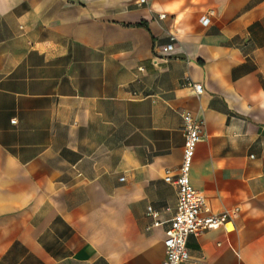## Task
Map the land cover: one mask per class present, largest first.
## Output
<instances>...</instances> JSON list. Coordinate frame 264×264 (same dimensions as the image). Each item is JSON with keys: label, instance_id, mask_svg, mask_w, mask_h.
Returning <instances> with one entry per match:
<instances>
[{"label": "crops", "instance_id": "0c3cea01", "mask_svg": "<svg viewBox=\"0 0 264 264\" xmlns=\"http://www.w3.org/2000/svg\"><path fill=\"white\" fill-rule=\"evenodd\" d=\"M184 111L238 210L181 264H264V0H0V264H160Z\"/></svg>", "mask_w": 264, "mask_h": 264}, {"label": "built area", "instance_id": "2783aa9c", "mask_svg": "<svg viewBox=\"0 0 264 264\" xmlns=\"http://www.w3.org/2000/svg\"><path fill=\"white\" fill-rule=\"evenodd\" d=\"M140 3L146 0H138ZM165 15L160 14L163 18ZM202 23L207 24L209 19L205 16L201 17ZM174 36L170 37V42L165 45V49L170 51L173 49ZM195 94L202 92L200 83L188 81ZM183 121V151L180 165L173 174L171 170L165 171L164 179L171 182L177 187V202L173 216L169 221V226L165 231L164 245L165 258L160 264H181L182 261L188 259L189 253L186 247V240L189 234H198L202 231L224 225L234 215L238 208L223 209L220 212H211L205 204L203 194L195 189L190 183L189 172L193 161V155L196 143L203 137L204 119L193 116L189 111L182 113ZM16 122V119H12ZM147 214L154 219L157 212L151 207H147ZM154 224H158L157 220Z\"/></svg>", "mask_w": 264, "mask_h": 264}]
</instances>
